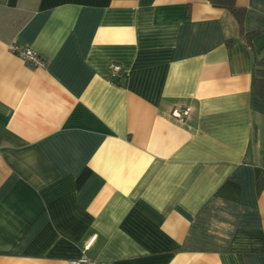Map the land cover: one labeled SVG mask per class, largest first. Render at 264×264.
<instances>
[{"label":"crops","instance_id":"1","mask_svg":"<svg viewBox=\"0 0 264 264\" xmlns=\"http://www.w3.org/2000/svg\"><path fill=\"white\" fill-rule=\"evenodd\" d=\"M236 4L252 46L208 0H0V264L92 236L97 264H264V0Z\"/></svg>","mask_w":264,"mask_h":264},{"label":"trees","instance_id":"2","mask_svg":"<svg viewBox=\"0 0 264 264\" xmlns=\"http://www.w3.org/2000/svg\"><path fill=\"white\" fill-rule=\"evenodd\" d=\"M213 6L227 9L237 22L239 33L242 39L248 46H252L257 36L255 31L246 32L243 28L245 9L244 7L238 6L236 0H208ZM232 39H228L227 43L231 42ZM264 49V47H262ZM253 92L260 97L264 102V55L257 57L254 55L253 60Z\"/></svg>","mask_w":264,"mask_h":264},{"label":"built area","instance_id":"3","mask_svg":"<svg viewBox=\"0 0 264 264\" xmlns=\"http://www.w3.org/2000/svg\"><path fill=\"white\" fill-rule=\"evenodd\" d=\"M8 49L12 53L20 57L24 62H26L31 67L45 66L46 61L44 57L30 47L20 46L15 42H11L8 44ZM120 69H121L120 65L116 63H111L109 65V70L113 74L118 72ZM190 115H191V107L189 106L175 108L172 111V116L180 121L187 120L190 117ZM94 238L95 236H92L89 239V241L85 244L80 257H78L77 259H72L70 261V264H97V262L90 259L86 254V250L89 248Z\"/></svg>","mask_w":264,"mask_h":264}]
</instances>
